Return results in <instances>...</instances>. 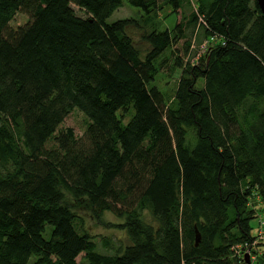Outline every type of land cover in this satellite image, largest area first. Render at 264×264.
Masks as SVG:
<instances>
[{"label":"trees","instance_id":"trees-1","mask_svg":"<svg viewBox=\"0 0 264 264\" xmlns=\"http://www.w3.org/2000/svg\"><path fill=\"white\" fill-rule=\"evenodd\" d=\"M125 2L146 23L165 6L179 15L144 35V56L135 20L108 21ZM188 5L0 0V264H239L236 246L256 238L251 200L264 210V13L258 0ZM19 12L30 19L14 29ZM199 26L223 43L178 60L169 103L159 60ZM74 109L89 119L83 140L59 130ZM67 192L125 217L130 243L105 236L99 250Z\"/></svg>","mask_w":264,"mask_h":264},{"label":"rangeland","instance_id":"rangeland-1","mask_svg":"<svg viewBox=\"0 0 264 264\" xmlns=\"http://www.w3.org/2000/svg\"><path fill=\"white\" fill-rule=\"evenodd\" d=\"M198 0H192V5L186 6V13H189L194 6L197 5ZM79 15L84 16V12L75 6ZM133 19L136 22L129 26L127 33L132 37L135 46L140 50L144 56L150 49V44L145 40L144 35L151 32L153 29L164 30L166 28L173 29L177 24L179 15L173 11L171 6H165L160 11H154L149 16V22H145V15L137 7L124 3L123 7L117 9L113 15L108 19L109 22L118 19ZM30 17L26 13H17L15 19L11 22V27L17 29L24 26ZM189 37L180 40L172 50L168 51L159 60V73L153 82V85L159 87L167 97L169 103L174 99L177 89L178 81L182 74V67L178 66V60L181 59L183 65L189 62H197L200 56H205L211 47L222 44L220 38L212 37L207 39L204 29L200 26L197 30L191 32L189 30ZM192 45L191 49L190 46ZM189 51V52H188ZM198 84L203 85V81ZM89 127V119L79 109H74L60 125L59 130L73 128L78 139H85L87 137ZM66 201L71 205L72 209L78 214L77 221L79 228L85 230L96 239L98 242L99 250L106 251V247L102 243L103 237H109L110 241L115 245L120 243L126 245L130 243L127 229L124 228L122 223L125 222V217L117 215L113 211H105L100 217H96L91 209L81 200L75 199L69 192L66 193ZM251 204L258 208V216L252 220L253 233L256 238L253 242L240 243L236 246L233 255L236 257L239 264L246 262V253H249V264H264V235H259L258 230L261 226V221H264V210L261 208L262 200L256 196L251 200ZM264 227V225H263ZM83 253L78 256L82 259Z\"/></svg>","mask_w":264,"mask_h":264},{"label":"water","instance_id":"water-1","mask_svg":"<svg viewBox=\"0 0 264 264\" xmlns=\"http://www.w3.org/2000/svg\"><path fill=\"white\" fill-rule=\"evenodd\" d=\"M258 4H259L261 10H262L263 13H264V0H258ZM196 239H197V242H196V243H198L199 240H200V233L198 232V230H197V236H196ZM245 260H246V262H245L244 264H249V263H250V260H251V259H250L249 253H246Z\"/></svg>","mask_w":264,"mask_h":264},{"label":"built area","instance_id":"built-area-1","mask_svg":"<svg viewBox=\"0 0 264 264\" xmlns=\"http://www.w3.org/2000/svg\"><path fill=\"white\" fill-rule=\"evenodd\" d=\"M263 225H264V221H261V226H260V228L258 230L257 236L264 235V227H263Z\"/></svg>","mask_w":264,"mask_h":264}]
</instances>
